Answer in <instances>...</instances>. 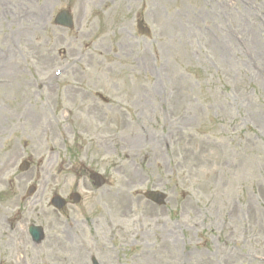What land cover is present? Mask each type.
Wrapping results in <instances>:
<instances>
[{
    "label": "rangeland",
    "instance_id": "rangeland-1",
    "mask_svg": "<svg viewBox=\"0 0 264 264\" xmlns=\"http://www.w3.org/2000/svg\"><path fill=\"white\" fill-rule=\"evenodd\" d=\"M261 257L264 0H0V264Z\"/></svg>",
    "mask_w": 264,
    "mask_h": 264
},
{
    "label": "water",
    "instance_id": "water-1",
    "mask_svg": "<svg viewBox=\"0 0 264 264\" xmlns=\"http://www.w3.org/2000/svg\"><path fill=\"white\" fill-rule=\"evenodd\" d=\"M55 23L57 25H60V26H64L66 28H70L72 29L73 28V19L71 17V15L67 12V11H63L61 12L56 20H55ZM139 30L143 33V34H146V35H150V31L148 29H145L141 26L140 24V27H139ZM29 164L28 163H24L21 167V170L22 171H27L29 169ZM91 179L95 182V186L97 187H103L105 185V180L102 178V176H100L99 174H95L91 177ZM35 192V188H31L28 192V196H31L33 193ZM146 197L157 203L158 205H164L165 204V200H166V196L159 193V192H150V193H147L146 194ZM80 196L79 195H73V200H74V203L78 204L80 202ZM52 204L53 206H55V208L57 209H62L64 206H65V201L59 197V196H56L53 200H52ZM35 230H38V233L34 232V238L36 240H41V237H42V234H41V230L40 229H35Z\"/></svg>",
    "mask_w": 264,
    "mask_h": 264
},
{
    "label": "bare ground",
    "instance_id": "bare-ground-1",
    "mask_svg": "<svg viewBox=\"0 0 264 264\" xmlns=\"http://www.w3.org/2000/svg\"><path fill=\"white\" fill-rule=\"evenodd\" d=\"M261 26H262V24H261ZM71 60L73 61L74 58H72ZM12 233H13L14 235H16V234H17V231H13ZM258 264H264V258H262V257L259 258V259H258Z\"/></svg>",
    "mask_w": 264,
    "mask_h": 264
}]
</instances>
